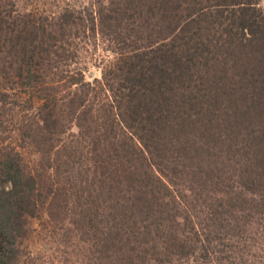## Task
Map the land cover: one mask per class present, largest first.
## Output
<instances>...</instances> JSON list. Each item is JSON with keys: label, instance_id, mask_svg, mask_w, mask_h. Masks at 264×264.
Wrapping results in <instances>:
<instances>
[{"label": "trees", "instance_id": "trees-1", "mask_svg": "<svg viewBox=\"0 0 264 264\" xmlns=\"http://www.w3.org/2000/svg\"><path fill=\"white\" fill-rule=\"evenodd\" d=\"M258 4L23 13L0 0V264L20 263L43 212L68 214L95 264H264ZM88 45L111 55L92 81L78 62Z\"/></svg>", "mask_w": 264, "mask_h": 264}, {"label": "rangeland", "instance_id": "rangeland-1", "mask_svg": "<svg viewBox=\"0 0 264 264\" xmlns=\"http://www.w3.org/2000/svg\"><path fill=\"white\" fill-rule=\"evenodd\" d=\"M94 0H14L20 12L46 11L54 13L62 8L81 9L88 7ZM259 7L264 8V0H259ZM111 59L101 46L94 50L92 45L82 48L78 62L85 79L92 81L100 78L101 61ZM27 167H35L39 155L31 147L21 150ZM83 188H76L73 196H85ZM68 214L64 220H50L43 212L40 216L27 219V236L22 243L23 256L19 264H95L91 246L82 242L80 236L68 224Z\"/></svg>", "mask_w": 264, "mask_h": 264}]
</instances>
